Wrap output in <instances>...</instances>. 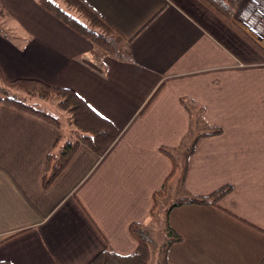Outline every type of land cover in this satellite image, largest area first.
<instances>
[{"label":"crops","instance_id":"obj_1","mask_svg":"<svg viewBox=\"0 0 264 264\" xmlns=\"http://www.w3.org/2000/svg\"><path fill=\"white\" fill-rule=\"evenodd\" d=\"M83 1L130 40L120 52L98 49L39 0H0L4 79L72 89L120 132L102 157L80 147L44 190L46 158L61 129L0 107V262L89 264L106 249L133 253L128 227L149 221L153 194L172 171L160 148L179 147L188 132L184 101L220 133L196 142L183 183L172 179L168 189L174 184L180 198L230 191L218 206L168 213L181 240L166 264H259L264 55L198 0ZM237 6L235 22L264 49V0Z\"/></svg>","mask_w":264,"mask_h":264},{"label":"trees","instance_id":"obj_2","mask_svg":"<svg viewBox=\"0 0 264 264\" xmlns=\"http://www.w3.org/2000/svg\"><path fill=\"white\" fill-rule=\"evenodd\" d=\"M61 1L66 9H62L49 0H39V4L46 12L61 21L82 38L90 41L98 49L103 50L105 53L120 52L122 47L130 41L125 39L110 23L83 0ZM198 1L254 49L264 55V49L251 39L234 20L238 0ZM16 89L24 93L25 97L22 98L13 92L10 93V90L14 91ZM156 95L157 92L146 107H148ZM53 98L58 99L57 108L67 115V125L72 127V130L69 131L70 135L67 137L60 134L50 153L47 155L41 181L44 190H47L54 183L80 147H85L97 157H102L120 135L119 130L111 121L94 111L72 89L56 88L32 79L8 81L4 79L0 72V107L14 108L20 112L39 118L56 128H60V122L57 118L47 114L37 106L39 101L48 102ZM36 100L38 102H35ZM182 103L190 113L189 129L179 147L172 149L160 148V151L170 159L172 171L162 187L153 194V207L149 214V221L147 223H132L128 227L130 236L137 244L135 251L129 255L122 256L111 249H106L100 252L89 264L149 263L153 229L151 223L155 217L159 201L167 196L169 182L177 175V182L182 184L186 173L187 160L191 156L196 142L202 137L220 133L218 129L203 125L202 109L199 108L196 112L191 102L182 101ZM229 191V187H224L207 197L186 196L172 201L171 205L164 210L162 226L164 243L160 247L158 264H166L169 248L181 240V237L167 223L168 213L172 209L184 205L218 206V201ZM0 264L11 263L1 261ZM259 264H264V258Z\"/></svg>","mask_w":264,"mask_h":264},{"label":"rangeland","instance_id":"obj_3","mask_svg":"<svg viewBox=\"0 0 264 264\" xmlns=\"http://www.w3.org/2000/svg\"><path fill=\"white\" fill-rule=\"evenodd\" d=\"M53 2L54 4L58 5L62 9H66L65 5L62 3L61 0H49ZM74 13V12H73ZM17 94L20 97H25V94L22 93L20 90L16 89L14 91L10 90V93ZM35 102H38L37 100ZM57 98H53L52 100L48 102L39 101L38 107L42 109L47 114L57 118L60 122V129L61 133L64 137H67L70 135V130H72V127H69L67 125V115L60 111L57 108ZM177 175L174 180L177 179ZM180 192L177 191V189L174 188V184L170 185V188L168 189L167 196L159 201L158 207L156 209L155 217L152 221V235H151V244H150V251H151V258L148 264H157V261H159L160 257V247L164 243V235H162V232L160 233V229L162 230L163 226V216H164V210L169 207L173 200L180 198Z\"/></svg>","mask_w":264,"mask_h":264}]
</instances>
